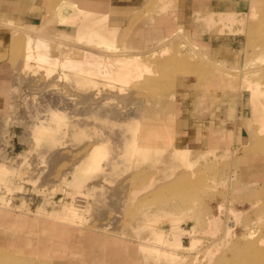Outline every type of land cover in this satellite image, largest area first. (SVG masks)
<instances>
[{
    "label": "rangeland",
    "instance_id": "1",
    "mask_svg": "<svg viewBox=\"0 0 264 264\" xmlns=\"http://www.w3.org/2000/svg\"><path fill=\"white\" fill-rule=\"evenodd\" d=\"M57 1L44 0L39 23L20 24L24 29L18 22L1 24L0 264H228L224 260L236 258L247 244L241 237L247 226L258 240L253 254L263 259L264 121L254 117L239 76L258 67L247 77L264 89V60L254 61L264 53V32L255 31L264 19V0H201V15L234 11L236 22L230 26L195 19V0L165 8L155 29L147 23L156 16L159 0H129V24L126 16L116 15L121 7L114 9L110 17L125 26L114 39L120 50L132 51L152 43L161 31L181 29L164 43L170 50L150 63L155 73L123 84V90L105 78L86 87L72 73L65 76L57 65L47 71L33 58L24 62L26 68L21 59L14 61L28 26L47 28L43 17ZM145 30L156 33L149 32L147 44L137 43ZM51 37L45 40L52 53L81 59L63 33ZM214 37L235 38L237 63L220 65L241 70L231 71L238 78L230 72L221 80L200 73L207 65L200 53L217 61L209 51ZM32 41L34 46V36ZM192 51L198 54L192 57ZM187 89L200 97L199 108L226 95L230 107L217 116L208 146L198 140L177 146L176 115L166 122L165 150L128 143L136 123L149 126L170 118ZM93 146L99 150L90 167L86 154ZM181 148L187 150L175 162L167 159Z\"/></svg>",
    "mask_w": 264,
    "mask_h": 264
},
{
    "label": "bare ground",
    "instance_id": "2",
    "mask_svg": "<svg viewBox=\"0 0 264 264\" xmlns=\"http://www.w3.org/2000/svg\"><path fill=\"white\" fill-rule=\"evenodd\" d=\"M175 1L177 2L178 0H159V4L157 7L158 8L157 14H156V16H153L152 14L150 15L149 23H147L148 26L151 25V27H153L155 29L156 26H158L160 23H163V17L165 15H161V13H163V11L166 10L168 6H169L168 7L169 10L171 11L176 5ZM119 2H121V1H119ZM124 2H126V1H124ZM200 3H201V0H195V2H194L195 19H200V17H201V20H203V22L206 25H214L217 22H220V23L222 22L223 25L229 24L228 26H230L233 22H236L234 11H227V12L224 11L223 12V11L219 10V11H216V15H214L215 12H213L211 10V11H206L207 13H205L204 15H201L199 13V8L201 6ZM97 4H99V3H98V1H95V0H58L54 4L53 8L50 7V9L46 13V15L43 17V19H46L48 22L47 24H45L47 28L42 30V29H39L37 27H33L31 25L28 26V27H30V28H27V29H29V31L24 32L27 34V35H25L26 37L23 40L22 39L20 40L22 42V43H20L22 45V47L18 50H15V54L13 57L14 61L16 62V61L21 59L23 62L20 61V63L26 68V63H24V62H28V60L30 58H33L37 62L42 63V66L44 68H46L45 70H47V71H52L53 68H55L54 66L57 65L60 69H62V72H63V74H65V76H70V73H72V76L75 77L76 82H78V83L85 82V83H87L86 87L94 85L95 80H97L99 78H105L107 80V82L109 83L108 85H110L111 83L112 84L119 83L121 87H119L118 89H121V90H123V86H124L123 84L131 85L130 83L136 82L137 79H140V77L143 74H145L146 72L155 73V71L151 69L150 63L157 61L159 57H162L166 53L167 50H170V48L165 46L164 43L172 40L174 35L176 36L178 34V32L181 31V29L178 28L177 29L178 31H175V30L174 31L173 30L161 31L160 32L161 34L157 33L156 37L151 38L152 43H149L148 45L137 46L136 48L134 47V49L132 51L120 50L121 48H119V47L116 48L117 46L114 45V39H115V41H117L119 39V38H117V40H116L115 36H116L117 32L120 29H122L121 27H125L124 21L120 20V18H117V17L112 19L110 17L111 14L107 10L102 9V7L97 6ZM115 4H117V3H115ZM170 4H172V6ZM145 6H147V5H145ZM254 8H255V6H254ZM130 10H131V8H130ZM117 16H119V15H117ZM124 16H126L127 22L129 24L131 22V19H132L131 13L125 14ZM172 17L174 19L176 18L174 16H172ZM215 17H216V19H215ZM116 20L119 21L121 26H117V25H119V23H116L115 22ZM261 20H259V21H261ZM9 22H11V23L13 22V24L16 23V21H13V20L6 21V23H9ZM11 23H10V25H13ZM55 23H56V25L62 26V28L61 29L60 28L59 29H53L52 27H53V24H55ZM259 23L260 24L255 28L256 29L255 31H257V29H258L259 32H261V34H262V32H264V30H262V29H264V19ZM17 24L19 26H22V25H20L21 23H19V22L16 23V26H18ZM7 25H5V26H7ZM128 26H127V28H128ZM22 27H20L19 29H24V26H22ZM26 27H27V24H26ZM65 27H67V28L71 27L72 31L71 32L66 31ZM131 27H133V26H131ZM181 27H182V25H181ZM127 28H126V30H127ZM56 31L63 33L64 36H66L67 38L72 40V45L74 47H77L78 50H80L81 59L77 60L75 58H71L68 56V54L57 55V54H54L51 52L52 51L51 47H50L48 41L45 40V38L51 39L53 32H56ZM127 31H129V30H127ZM154 31L155 30H152L149 32L156 33V31L155 32ZM149 32L146 30L141 32V34H139L140 32H138L139 36L140 35L141 36L138 37L137 43H146L147 44L148 38L151 37V36H149ZM33 36L35 37V41H36L34 46H33V41H32ZM147 36H149V37H147ZM124 37H126V36H124ZM120 39H122V38H120ZM262 40H264V37H262ZM133 43H135V42H133ZM163 44H164V46L162 47ZM177 44H178V42H177ZM154 46L160 47V50L158 49L159 51L156 52L155 51L156 48ZM190 46L196 47V45L194 46V44H190ZM176 51H178V50H176ZM168 52H170V51H168ZM178 53H180V52L178 51ZM196 54H198V53L195 51H192V57ZM181 56H182V54H181ZM199 56H200V58H206L205 63L208 65V66L207 65L204 66L203 68L201 67L200 73L203 71V72H205V74L211 75L213 77H217L218 79L221 80L222 77L223 78L226 77V74L229 77L228 73L229 72L231 73L232 70L233 71H239L238 69L235 70L233 68H230L229 70H225L226 67L224 68L222 65H220V63H221L220 61H211L207 58L206 54L200 53ZM170 57H171V55H170ZM178 58H177V60H178ZM259 60H260V62H263L264 53L261 55H258L254 61H259ZM158 65H160V64H158ZM161 65H162V63H161ZM50 68H52V69H50ZM226 69H228V68H226ZM243 70L244 69H242V71ZM257 70H258V67L250 68L243 73L240 72L241 71L240 70L239 72L241 73V76L238 75L240 73H238L237 75L239 77H241V79H244L243 80V82H245L244 87L246 88V90L249 91V97H250V100L252 103V112L255 115L254 117L257 120L261 119L262 121H264V96H263L264 95V89L261 86H259V82L257 80H250L247 77L248 72L249 73L253 72V74H254ZM67 71L69 73H67ZM232 73H234V72H232ZM235 78H238V77H235ZM60 79H61V77H60ZM243 82H241V83H243ZM137 84H138V82H137ZM132 85H134V84H132ZM240 87H242V86H240ZM113 88H115V87H113ZM176 110H178V108H176ZM176 114H177V111H171V114L169 115L170 118H168V119L167 118L166 119L160 118L159 119L160 121L158 120L159 123L151 124L149 126H147V125L142 126V125H138L136 123L135 125H133L134 131L132 132L131 137L128 139V143L133 145L134 147H136L138 149H143V150H146V148H147V150H149V149H151L150 147H152V146H158L157 149H160L161 151L165 150V145L164 146L162 145L161 140L164 139V136L166 135L167 130H168L167 129L168 125L166 124V122H169L171 124L172 123V117ZM250 115H252V114H250ZM154 119H156V118H154ZM168 120H170V121H168ZM156 121H157V119H156ZM262 124H263V122H262ZM169 128H171V125L169 126ZM241 138H243V140H244L245 137H241ZM98 150H99L98 146H93L92 149H90L89 153L86 154V158H89L91 160V162H88L86 165H88V166H90L91 164L94 165L93 160L96 159L95 157H96V153L98 152ZM185 150H187V149L186 148L173 149V152L170 153L169 156H167V159L169 161L175 162V159H178L177 155L181 154L182 152L184 153ZM167 159H165V160H167ZM88 166H85V167L88 168ZM92 166H90V167H92ZM177 182H179V181H177ZM247 227L243 228V231L241 233V237H242L243 241L247 242V244L244 245V248L242 250H240L241 252H239V255H237L236 258H229L227 260L222 259V260H224V262H226L228 264H264V258L260 259L261 258L260 255L255 256L253 254V251L256 252L255 246H256L258 240L253 238L254 237L253 230H250ZM155 232L161 236L160 230H156ZM213 232H216V231L213 230ZM217 240H219V238H215V241H217ZM259 241L264 242V237L261 238ZM167 255L172 256L173 253L169 252ZM222 260H218V261L221 262ZM213 264H216V262H213Z\"/></svg>",
    "mask_w": 264,
    "mask_h": 264
},
{
    "label": "crops",
    "instance_id": "3",
    "mask_svg": "<svg viewBox=\"0 0 264 264\" xmlns=\"http://www.w3.org/2000/svg\"><path fill=\"white\" fill-rule=\"evenodd\" d=\"M95 1L102 4L100 7L107 10L111 15V12H114V9L119 7H121L122 12L117 15L129 14L125 12V10L130 8L131 5L129 0ZM43 2L44 0H0V44L3 40L1 32L3 28L1 25L2 23L10 20L21 24L39 23L43 15ZM209 51L211 55L216 56L217 61L230 64L231 66H235L237 63L238 47L234 37L212 38L209 45ZM191 91V89L182 91L181 97L179 98L180 106L175 117L177 125L175 144L177 146H184L192 140H198L200 146L205 144L208 146L210 144V129L218 127L213 125L215 121L218 120L217 116H220V112L230 106L225 102V100H227L226 95L219 94L211 100V105L204 104L199 108L200 97H198L197 94H193ZM210 96L212 97V94H210ZM220 119L221 118L219 117V120Z\"/></svg>",
    "mask_w": 264,
    "mask_h": 264
}]
</instances>
